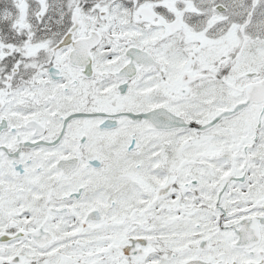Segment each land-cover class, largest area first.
Returning <instances> with one entry per match:
<instances>
[{
    "label": "snow or ice",
    "instance_id": "snow-or-ice-1",
    "mask_svg": "<svg viewBox=\"0 0 264 264\" xmlns=\"http://www.w3.org/2000/svg\"><path fill=\"white\" fill-rule=\"evenodd\" d=\"M0 264H264V0H0Z\"/></svg>",
    "mask_w": 264,
    "mask_h": 264
}]
</instances>
